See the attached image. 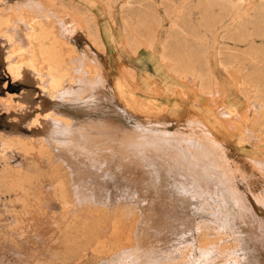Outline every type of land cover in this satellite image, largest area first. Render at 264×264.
Here are the masks:
<instances>
[{"label": "rangeland", "instance_id": "1", "mask_svg": "<svg viewBox=\"0 0 264 264\" xmlns=\"http://www.w3.org/2000/svg\"><path fill=\"white\" fill-rule=\"evenodd\" d=\"M124 1L0 0V134L28 137L27 125L45 113L81 132L58 138L67 153L66 207L46 178L42 210L31 208L16 221L15 212L1 208L0 264H264V103L249 83L263 58L248 49L264 47V37H223L263 0H248L237 13L214 8L223 17L206 32L204 59H195L211 68L215 83L207 89L165 65L155 70L170 19L181 4L191 7L188 0H171L170 17L161 0H132L127 29ZM142 2L155 15L143 24ZM44 21L54 24L71 64L60 88L46 70L26 82L10 72L17 52H29L23 30ZM87 24L96 25L98 38ZM149 30L156 35L152 55L142 36ZM219 47L228 53L218 54ZM219 61L233 64L225 71ZM1 149L19 154L0 143ZM6 206L21 210L18 202Z\"/></svg>", "mask_w": 264, "mask_h": 264}, {"label": "bare ground", "instance_id": "2", "mask_svg": "<svg viewBox=\"0 0 264 264\" xmlns=\"http://www.w3.org/2000/svg\"><path fill=\"white\" fill-rule=\"evenodd\" d=\"M185 2H186V0H185ZM160 3L164 6L165 14H167V16L170 17V13H171V9H172L171 0H161ZM247 3H248V0H188V4H189V6H191L190 8L187 7V2H186V5L181 4L180 9L178 10V14H176L175 17L170 19V26H168L169 28H167V30H166L165 38H163L162 41L159 43L158 47H160V51H159L158 55H159V60L161 63H160L159 68L155 69L156 72L158 73V72L162 71V66L165 65L168 68V70L172 71L173 74H176L178 77L183 78V77H186L188 75L194 76L195 79L199 80V85L202 89L209 88L210 84L213 81L215 83V79H212L213 76H211L212 75L210 72L211 68L207 62L195 61V59L203 58L202 56L208 50V47L205 43V41L207 39L206 32L210 33L212 28H214L215 25L219 21H221V19L223 17V16L218 17V16H216V14L214 15L213 14L214 8L219 7L221 12L222 11L223 12L234 11L235 13H237L242 8V6L247 4ZM134 4L135 3L132 0H125L121 6V8L123 7L127 12V14L125 16L126 19L124 22L125 29H127L129 27V25H132L130 16L127 17V15L129 12L134 10L133 9ZM138 4H136V5H138ZM137 8H138V6H137ZM150 10L153 11V7L151 8V3H149V2L143 3L142 2V24H143V21H148L147 19H149V20L155 19L154 14H148V11H150ZM194 11H196V12H194ZM80 12L83 13L84 11L80 10ZM253 12H254V14L248 20H244V21L240 22L238 24V26L234 29L233 32H230L223 37H225L227 39L234 40V41H238V42H242V41L247 40V39H252L254 37H264V0L259 2L258 4H256L253 7ZM192 14L194 16L196 14L198 15L196 18L193 19V21L191 20ZM51 21H53V20L51 19ZM51 23H49V25H47V23H45V21H44V25H40L38 22L37 26L30 27V28H26L24 26V24L20 25V26H22L21 28L27 29V30L26 29L23 30L22 34H25V35H23L24 36L23 40H25L27 43H29L31 45L29 46V52H28L30 54L28 55V53L24 52L28 56H26L23 53L20 54L19 53L20 51L17 49V51H19V52H17L19 54V55L17 54V56H19V57H17L18 61L9 65L10 70H11L10 72H12V74L15 76V80L17 82H26L27 80H32L31 75H34L35 72H38L39 71L38 69H40V70H46L47 71V75L49 78H51L53 85L55 87L60 88V86L62 85V81L65 79V76H66L65 74H66V70L68 68L67 66L70 63L67 62V60H68V58L66 57L67 54H65V52L63 50L62 40L59 37L60 35H58V32H56L57 31V30H55L56 28L54 29V24H51ZM31 25H33V23ZM87 25L90 27L89 30L87 29L89 31L90 35H94L98 38V31L96 29V25L95 24H91V25L87 24ZM59 26H61V25H59ZM55 27H58V25H56ZM64 28H65V26H64ZM200 28H203L204 31L203 32L200 31ZM248 28H251V29L249 30ZM7 31H8V29H7ZM7 31L5 33V34H7L6 37L8 36L10 39H12L13 35L10 34L12 31L11 32H9V31L7 32ZM59 31L61 32V30H59ZM21 35L19 36V38L21 37ZM142 36L145 37V39H146L145 41L147 44V49L149 51V54L150 55H152L154 53L156 54L155 49L157 48V46L155 44L156 43L155 31L149 30L146 32V34L142 32ZM0 37H1V35H0ZM16 37H17V35H16ZM14 38H15V35H14ZM249 42H250V44H253V41H249ZM19 44H21V43H19ZM14 45H15V43H14ZM23 47H25L24 42H23ZM248 49L252 55H257V57H253V59L254 58H260V57H261V59L263 58V61L261 60L259 62L260 64L263 65V67L262 68L255 67L250 72L251 74H250V82L249 83L253 89L252 92L254 93V97L257 98L259 101L264 103V57L261 56V55H264V47L249 46ZM15 50L16 49H14L12 54L16 53ZM22 51H23V49H22ZM223 51H224V53L227 52L225 49H222L221 47H219L217 52H218V54H223ZM70 52L72 53V50L69 51V53ZM258 55H260V57ZM9 57H11V56L8 55V58ZM86 59H87V57H86ZM231 63L232 62H229V61H219V65L225 71H227L231 67ZM41 79H42V76H40V80ZM211 79H212V81H211ZM216 82H217V79H216ZM242 82L244 84V81H242ZM40 85H41L40 81H38V87L39 88H41ZM68 90H70V89L67 88L66 91L68 92ZM47 116H49V115L47 113H45V114H42L43 120H40L38 118L37 119L34 118L33 120H31V122L27 125L28 129H26V130H30V132H31L28 137L18 135L19 133H15L13 135L10 134L12 136L0 134V143H1L3 148H6V149L14 148L15 151L17 150L19 152V154L11 155V154L5 153L4 149L3 150L1 149V151H0V223L3 221V220H1V217L3 216L2 214H3V211H5V210H6V212H12V211L15 212L14 215L16 217V221L22 215L29 213L31 208L38 207L39 210H42L43 207L41 205L43 204L44 199H46V193H45V182H46L45 179L46 178H48L49 180H52L54 182L52 193H53L54 197L56 198V200L60 204H62L63 206H65L69 203V199H68V195H67V189H66L67 186H66V182H65L64 173H63V171L65 170L63 168V165H64L63 157L67 156V153L65 152L66 150L64 149L65 146H63L60 143L61 141H59L58 138H60L62 140L64 135H69V134L72 135V134H74V132L76 133V135H78V133L80 134L81 132L74 131L73 125L67 126V125L62 124L64 122H61V120H65L62 116H59L57 114H54L50 117H47ZM46 118H49V119L47 120ZM45 120H47V121H45ZM20 122L21 123L23 122L22 124H24V121H20ZM14 132H16V131H14ZM134 135H136V134L134 133ZM61 136H63V137L61 138ZM139 136L140 135L138 134V137ZM127 138H128V136H127ZM137 143L139 144V142H137ZM63 149L65 151H63ZM52 157L56 158V160L53 161ZM17 158L23 159L25 163L29 164L28 165L29 168L24 167L23 165L25 163L23 164L22 163L23 161L18 162ZM30 164H32L35 168L30 169V167H31ZM17 165L18 166L20 165V166L17 167ZM52 165H53V167H51ZM46 166L48 167V169H46L48 171L50 170L49 168L51 167L50 173H48V171H43V167H46ZM68 192H69V190H68ZM69 195H70V193H69ZM49 201H51V200H49ZM17 202L21 204V210L18 212V214L16 213L17 210H14L15 207L13 208L11 206L12 204H15ZM46 203H47V201H46ZM46 203L44 202V205ZM7 204H10L11 208H7L8 207V206H6ZM49 205H47V206H49ZM2 207L4 209L3 211L1 209ZM17 215H18V217H17ZM11 218H14V216L12 215ZM85 219L86 218H84V220ZM94 219H92V220H94ZM100 221H102V219ZM91 222H93V221H91ZM85 224H86V222H85ZM77 225H76V222H73L72 228L76 229ZM3 228H4V226H3ZM1 229H2V227L0 224V234H1ZM91 229H94V228L92 227ZM61 230H59V231H61ZM63 230H65V229H63ZM78 233H80V232H78ZM77 234H75V235H77ZM84 234H86V233H84ZM92 234L93 233H91L90 236H92ZM97 234H98V232H97ZM2 237H6V235H4ZM10 237H9V239H10ZM65 237H66V235H65ZM9 239H7V240H9ZM0 240H2V239H0ZM69 241H70L69 238H67V242H69ZM81 241H83V240H81ZM13 244H14V242H13ZM73 245H74V243H73ZM57 251L58 250H56V253H57ZM53 257H55V256H53ZM54 262H56V261H54ZM60 263H61V261H60ZM247 264H249V263L247 262Z\"/></svg>", "mask_w": 264, "mask_h": 264}, {"label": "crops", "instance_id": "3", "mask_svg": "<svg viewBox=\"0 0 264 264\" xmlns=\"http://www.w3.org/2000/svg\"><path fill=\"white\" fill-rule=\"evenodd\" d=\"M45 99V101H47V98H44ZM49 101V100H48ZM25 103H26V101H25ZM31 109V108H30ZM28 111H30V110H28ZM29 117V114L27 115V116H25V120H27L26 118H28Z\"/></svg>", "mask_w": 264, "mask_h": 264}]
</instances>
